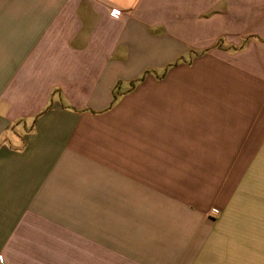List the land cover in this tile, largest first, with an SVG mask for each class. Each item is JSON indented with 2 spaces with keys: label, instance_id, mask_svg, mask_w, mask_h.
<instances>
[{
  "label": "crops",
  "instance_id": "crops-1",
  "mask_svg": "<svg viewBox=\"0 0 264 264\" xmlns=\"http://www.w3.org/2000/svg\"><path fill=\"white\" fill-rule=\"evenodd\" d=\"M260 252L264 0H0L5 264Z\"/></svg>",
  "mask_w": 264,
  "mask_h": 264
},
{
  "label": "rangeland",
  "instance_id": "rangeland-1",
  "mask_svg": "<svg viewBox=\"0 0 264 264\" xmlns=\"http://www.w3.org/2000/svg\"><path fill=\"white\" fill-rule=\"evenodd\" d=\"M199 28H203L202 23H201V27ZM197 69H201L203 68V62L201 61L197 66ZM242 206H246V207H251V204H243ZM235 209H232V214H235ZM224 232L223 236H219L220 237L218 240H222L223 242L226 243H220L219 241H217V244L213 246V248L211 249V251L208 252L207 258L205 259L206 262H233L235 261V250L237 251V248L239 246V243L242 242V240H244L245 235H239L237 234L236 236H234L233 233L231 232ZM241 246V245H240ZM234 249V250H232ZM228 250V251H225ZM232 251V252H229ZM249 252H244V254H247ZM264 252H260V254H262Z\"/></svg>",
  "mask_w": 264,
  "mask_h": 264
},
{
  "label": "built area",
  "instance_id": "built-area-1",
  "mask_svg": "<svg viewBox=\"0 0 264 264\" xmlns=\"http://www.w3.org/2000/svg\"><path fill=\"white\" fill-rule=\"evenodd\" d=\"M111 12H112V14H115V15H119V14H121V11H120L119 9H117V8H113V9L111 10ZM211 213L217 215L218 212H217L216 210L213 209V210L211 211ZM0 264H5L2 255H0Z\"/></svg>",
  "mask_w": 264,
  "mask_h": 264
},
{
  "label": "trees",
  "instance_id": "trees-1",
  "mask_svg": "<svg viewBox=\"0 0 264 264\" xmlns=\"http://www.w3.org/2000/svg\"><path fill=\"white\" fill-rule=\"evenodd\" d=\"M248 38L249 37H247L244 41H243V43L240 45V46H237V47H234V49H240V48H243L246 44H247V40H248ZM215 46L216 47H221L222 45H221V41H220V39H219V41H217V43L215 44ZM203 51V50H202Z\"/></svg>",
  "mask_w": 264,
  "mask_h": 264
}]
</instances>
